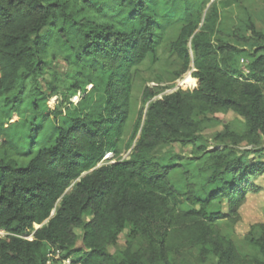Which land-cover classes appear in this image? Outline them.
<instances>
[{"label": "trees", "instance_id": "obj_1", "mask_svg": "<svg viewBox=\"0 0 264 264\" xmlns=\"http://www.w3.org/2000/svg\"><path fill=\"white\" fill-rule=\"evenodd\" d=\"M240 1L0 0V113L9 102L20 110L54 45L60 53L70 49L73 69L66 92L51 87L66 104L54 110L62 119L42 142L41 125H29L34 134L23 135L26 145L39 147L20 152L30 155L25 165L1 161L0 231L7 234L0 264H47L55 248L77 253L72 264H264V221L243 239L217 227L222 219L241 220L248 194L260 191L253 181L264 174V33L252 24V36L238 38L257 47L250 51L218 29L221 9ZM175 16L182 22L172 42L182 63L176 76L193 67L192 81L156 100L169 87H145L130 157L104 162L106 154L119 156L133 70L156 51L164 20ZM230 111L243 118L241 129L225 124L215 148L198 145L206 125L223 124L216 115ZM173 143L200 150L199 180L186 192L171 181L181 164L158 157ZM183 200L191 207H181ZM126 228L125 248L112 253ZM78 229L84 248L77 250Z\"/></svg>", "mask_w": 264, "mask_h": 264}, {"label": "rangeland", "instance_id": "obj_2", "mask_svg": "<svg viewBox=\"0 0 264 264\" xmlns=\"http://www.w3.org/2000/svg\"><path fill=\"white\" fill-rule=\"evenodd\" d=\"M180 5V4H177ZM176 9L182 11L183 4ZM169 9L172 10V4ZM167 7V9H168ZM173 8H175L173 6ZM168 9V10H169ZM170 11V10H169ZM169 13V12H168ZM178 14V13H177ZM254 24L259 31L264 33V0H242L228 8L221 9L220 21L218 29L225 34V39L236 44L246 50L256 51L257 47L238 41V38H247L252 36L251 25ZM182 22L175 16L164 20L162 39L158 43L156 51L150 53L145 61L133 70L132 78V94L130 117L125 127V132L121 142L119 143V156L114 157V153L106 154L104 162H115L119 159H128L131 150L127 147V142L132 132L133 126L137 119L138 111L141 107V96L145 87L153 88L169 87L163 94L158 95L153 100L161 98L165 94H169L177 90L184 83L191 80L192 67L182 77L177 78V72L181 68V61L177 57L172 48V42L176 40L180 32ZM60 46L54 45L50 49L49 56L45 59L46 68L39 78V85H29L22 99L20 112L12 108V103L3 108L0 113V165L1 161L15 160L20 165H25L30 155H22L20 152H30L33 148L37 149L39 145H26L23 135L30 133L31 123L33 127L40 124L41 133L38 134L39 142L44 139L41 136H47L54 128L55 121L62 119L63 114L56 115L54 110H63L66 104L62 103V98L58 94H51V87H55L58 92H66L72 84L73 69L67 60V56L71 55L70 49L64 53H60L57 49ZM264 54V50L258 52ZM246 61H240V68L244 70ZM78 102V97L72 99ZM5 102V101H4ZM4 104V103H3ZM223 121V124L209 123L202 132L198 145L204 144L208 146V150L216 147L215 137L217 134L224 132V125L231 124L234 129L240 130L243 118L235 112L219 113L216 115ZM34 133H30L33 136ZM28 139V138H27ZM220 146V145H217ZM240 149H253V146L242 145ZM197 148L192 144L182 145L173 143L158 149L159 160L163 164H181L180 168L173 171L171 181L180 192H186L187 185L190 182L199 180L198 168L202 164V160L196 159L199 155ZM185 158V160L180 159ZM257 155H250L249 160L256 161ZM264 160V157H263ZM186 171L192 173V178L188 179ZM254 184L260 187L259 192H251L248 194L245 204L240 208L239 213L241 220L237 223L231 222L229 219L219 220L217 223L218 230L221 234H228L237 239H243L250 232L251 227L264 221V174L254 179ZM181 207L190 208L191 204L183 200ZM223 212H227L226 202L221 204ZM90 217H85L88 221ZM79 240L76 249L84 248L82 241V230L78 229ZM257 233V232H256ZM131 234L130 228H126L118 237L114 246L109 249L112 253L118 254L127 244V240ZM5 233L1 234V238L5 237ZM32 238V235L25 236ZM77 253L62 255V258L51 260V264H69L64 262H72Z\"/></svg>", "mask_w": 264, "mask_h": 264}, {"label": "built area", "instance_id": "obj_3", "mask_svg": "<svg viewBox=\"0 0 264 264\" xmlns=\"http://www.w3.org/2000/svg\"><path fill=\"white\" fill-rule=\"evenodd\" d=\"M3 233L7 234L5 231H0V239H1V234H3ZM62 255H63V252L60 249H58V248L50 250L49 253H48L47 264H51V260L53 258H56V259L62 258ZM64 263L72 264V262H64Z\"/></svg>", "mask_w": 264, "mask_h": 264}, {"label": "bare ground", "instance_id": "obj_4", "mask_svg": "<svg viewBox=\"0 0 264 264\" xmlns=\"http://www.w3.org/2000/svg\"><path fill=\"white\" fill-rule=\"evenodd\" d=\"M191 80H192V76H191ZM185 84V83H184ZM113 154V153H112Z\"/></svg>", "mask_w": 264, "mask_h": 264}]
</instances>
